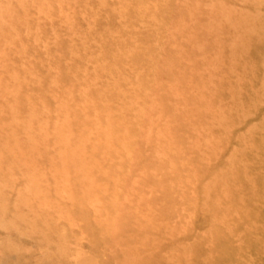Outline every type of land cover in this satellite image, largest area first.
Listing matches in <instances>:
<instances>
[{"label": "rangeland", "instance_id": "374dc122", "mask_svg": "<svg viewBox=\"0 0 264 264\" xmlns=\"http://www.w3.org/2000/svg\"><path fill=\"white\" fill-rule=\"evenodd\" d=\"M0 264H264V0H0Z\"/></svg>", "mask_w": 264, "mask_h": 264}]
</instances>
